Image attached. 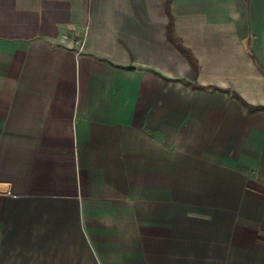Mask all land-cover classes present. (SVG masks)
Listing matches in <instances>:
<instances>
[{"label": "crops", "instance_id": "obj_1", "mask_svg": "<svg viewBox=\"0 0 264 264\" xmlns=\"http://www.w3.org/2000/svg\"><path fill=\"white\" fill-rule=\"evenodd\" d=\"M101 260L264 264V0H0V264Z\"/></svg>", "mask_w": 264, "mask_h": 264}, {"label": "trees", "instance_id": "obj_2", "mask_svg": "<svg viewBox=\"0 0 264 264\" xmlns=\"http://www.w3.org/2000/svg\"><path fill=\"white\" fill-rule=\"evenodd\" d=\"M169 3H170V2H169ZM169 8H170V7H169V5H168V9H169ZM169 16L171 17V22H170V24H169V31H170L172 34H174V20H173V16H172L171 14H170ZM176 45H178V47H180L182 50H184L183 45H182V46H180V44H176ZM185 53H186V51H185ZM187 56H188L189 60H191V64H192V66L198 70V69H199V64H198L197 60H195L194 58L190 57L189 54H187Z\"/></svg>", "mask_w": 264, "mask_h": 264}, {"label": "built area", "instance_id": "obj_3", "mask_svg": "<svg viewBox=\"0 0 264 264\" xmlns=\"http://www.w3.org/2000/svg\"><path fill=\"white\" fill-rule=\"evenodd\" d=\"M68 39V37L67 36H64V41H66ZM78 46H79V48H80V50H83L84 48H83V46H84V44L83 43H78Z\"/></svg>", "mask_w": 264, "mask_h": 264}, {"label": "rangeland", "instance_id": "obj_4", "mask_svg": "<svg viewBox=\"0 0 264 264\" xmlns=\"http://www.w3.org/2000/svg\"><path fill=\"white\" fill-rule=\"evenodd\" d=\"M102 262H101V264H105V261L104 260H101Z\"/></svg>", "mask_w": 264, "mask_h": 264}]
</instances>
